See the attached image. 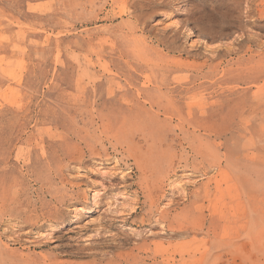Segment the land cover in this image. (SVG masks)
I'll return each instance as SVG.
<instances>
[{
    "label": "rangeland",
    "instance_id": "obj_1",
    "mask_svg": "<svg viewBox=\"0 0 264 264\" xmlns=\"http://www.w3.org/2000/svg\"><path fill=\"white\" fill-rule=\"evenodd\" d=\"M221 9L0 0V264H264V124L228 90L264 52L204 37Z\"/></svg>",
    "mask_w": 264,
    "mask_h": 264
},
{
    "label": "bare ground",
    "instance_id": "obj_2",
    "mask_svg": "<svg viewBox=\"0 0 264 264\" xmlns=\"http://www.w3.org/2000/svg\"><path fill=\"white\" fill-rule=\"evenodd\" d=\"M219 6L222 9L219 12V27L214 28L212 24H206L203 29V35L206 38L218 37L225 33L226 30H232L237 28L242 30V34L236 38L238 46L244 50V52L253 51L252 44H256L264 52V0H217ZM245 4L244 11H242V4ZM213 4V3H212ZM215 9V7H214ZM212 11V10H211ZM207 15V14H206ZM211 15V14H210ZM214 15V14H213ZM205 16V15H204ZM209 16V15H208ZM213 18V16H211ZM210 17V18H211ZM212 22L213 19L211 20ZM209 22V21H208ZM210 23V22H209ZM217 24V23H216ZM189 25V24H188ZM185 29V28H184ZM183 30V28H182ZM188 31V30H187ZM191 31V29H190ZM230 32V31H229ZM245 33V34H243ZM189 35V34H187ZM215 35V36H214ZM230 35V34H229ZM244 35V36H243ZM226 37V35L224 36ZM228 37V36H227ZM235 37V35H234ZM199 39V38H198ZM202 40V39H201ZM204 41V40H203ZM225 41V40H224ZM167 42V41H166ZM209 42V41H207ZM205 42V43H207ZM230 43V42H229ZM209 44V43H208ZM223 44V43H222ZM224 45V44H223ZM227 46V44H225ZM230 45V44H228ZM207 44L205 45V47ZM217 46V45H216ZM188 47V46H187ZM210 47V46H208ZM220 47V44H219ZM228 47V49H227ZM226 47L228 53L231 51L229 46ZM236 47V46H234ZM232 47V50L233 48ZM190 48V46H189ZM216 48V47H215ZM214 48V49H215ZM224 48V46H223ZM220 49V48H219ZM218 51V50H217ZM220 51V50H219ZM235 51V50H234ZM238 51V50H236ZM260 51V50H259ZM224 52V51H223ZM256 52V51H254ZM261 52V51H260ZM167 53V52H166ZM212 53V52H211ZM215 53V52H214ZM213 55V54H212ZM210 55V56H212ZM258 55V54H257ZM226 56V54L224 55ZM229 56V55H228ZM246 56V55H245ZM227 58V57H226ZM234 58V57H233ZM232 58V59H233ZM242 58V57H240ZM239 58V60H240ZM246 59V58H245ZM244 60V59H243ZM242 60V61H243ZM236 61V60H235ZM233 63V62H232ZM218 64V63H217ZM220 64V63H219ZM218 64V65H219ZM234 66V65H233ZM222 72V69L220 73ZM207 73V72H206ZM212 73V72H211ZM219 74V73H218ZM238 84L228 88V90H240L242 104L240 110L246 112L249 107V113L244 114L240 119V126L247 128L253 126H263L264 122V66L257 68H248L244 76L239 77ZM226 84V83H225ZM229 84V83H228ZM235 84V83H234ZM225 87V86H224ZM227 90V91H228ZM198 92V91H197ZM225 93V92H224ZM197 96V95H196ZM218 99V98H217ZM154 100V99H153ZM206 101V99H205ZM150 103V102H149ZM200 103V102H199ZM166 105V104H165ZM213 105V104H210ZM217 106L216 104H214ZM173 106V105H172ZM214 106V107H215ZM207 107V106H206ZM218 107V106H217ZM216 110V109H215ZM236 110V109H235ZM216 112V111H215ZM212 113V112H211ZM158 114V113H157ZM238 114V113H236ZM235 115V114H234ZM227 116V115H226ZM233 117V116H232ZM155 118V117H154ZM179 119V118H178ZM234 120V119H233ZM238 120V119H237ZM177 121V120H176ZM193 124V123H192ZM231 127V126H230ZM232 128V127H231ZM239 128V127H238ZM227 130V129H226ZM230 130V129H229ZM262 130V129H261ZM191 131V130H190ZM245 131V130H244ZM193 132V131H192ZM246 132V131H245ZM248 132V130H247ZM264 133V131L262 130ZM258 136V135H257ZM246 140V139H245ZM254 140V139H253ZM209 141V140H208ZM244 141V140H243ZM259 141V140H258ZM260 142V141H259ZM264 143V142H263ZM194 144V143H193ZM257 144V143H256ZM261 144V143H260ZM261 148L264 149V145L261 144ZM260 146V145H259ZM251 149V148H250ZM244 150V149H243ZM253 150V149H252ZM245 153V152H244ZM255 157V156H254ZM249 158V157H248ZM251 158V156H250ZM221 163V162H220ZM221 166V165H220ZM219 166V167H220ZM243 168V167H242ZM226 170V169H225ZM252 171V170H251ZM224 172V171H223ZM228 172V171H227ZM249 172V170H248ZM253 172V171H252ZM252 175V174H251ZM250 175V176H251ZM252 177V176H251ZM238 178V177H237ZM240 178V177H239ZM238 180V179H237ZM240 180V179H239ZM195 197V196H194ZM196 199V198H195ZM198 199V198H197ZM195 202V201H194ZM193 205V204H192ZM228 206V204H227ZM226 206V207H227ZM231 224V223H230ZM222 226V225H221ZM215 227V226H213ZM225 227V226H224ZM247 227V226H246ZM181 228V227H180ZM217 228V227H216ZM222 228V227H221ZM245 228V227H244ZM241 229V227L239 228ZM210 230V229H209ZM223 230V229H222ZM226 230V229H225ZM179 231V230H178ZM229 231V230H227ZM230 232V231H229ZM232 232V231H231ZM230 232V233H231ZM236 232V231H235ZM234 232V233H235ZM223 233V232H222ZM244 233V231H243ZM242 233V234H243ZM229 234V233H228ZM226 234V235H228ZM232 234V233H231ZM241 234V233H240ZM241 234V235H242ZM213 235V233H212ZM211 235V236H212ZM219 235V234H218ZM222 234H220L221 236ZM223 236V235H222ZM229 237V236H228ZM234 237V235H233ZM227 238V237H226ZM213 238H211L212 240ZM224 239V238H223ZM217 241V240H216ZM212 243V242H211ZM215 245V244H214ZM198 246V245H197ZM246 246V245H245ZM165 247V246H164ZM168 247V246H167ZM190 248V247H189ZM193 251V250H192ZM183 253V252H182ZM211 251L209 252V255ZM186 259V258H185ZM223 259V258H222ZM183 260V259H182ZM170 261V260H169ZM223 261V260H222ZM222 263V262H221ZM184 264V263H183Z\"/></svg>",
    "mask_w": 264,
    "mask_h": 264
}]
</instances>
